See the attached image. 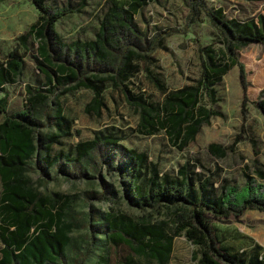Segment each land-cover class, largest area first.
I'll return each mask as SVG.
<instances>
[{
    "label": "trees",
    "instance_id": "obj_1",
    "mask_svg": "<svg viewBox=\"0 0 264 264\" xmlns=\"http://www.w3.org/2000/svg\"><path fill=\"white\" fill-rule=\"evenodd\" d=\"M108 1L110 6L96 37L66 44L56 33L55 24L71 9L55 7L49 0H31L39 15L18 40L26 46L33 37L37 43V69L44 77V84L41 88L26 86V109L20 112L6 115L7 98L0 97V115H6L0 122V264H65L66 250L73 242L71 234L83 221L73 214V196L42 193L28 175L29 163L40 161L37 149L42 142H46L44 149L48 151L60 138L71 134V121L58 102L59 94L81 88L90 90L93 96L86 110L100 115L106 107L100 84L110 82L135 108L141 133L153 135L163 130L180 149L195 139L202 125L221 115L213 107L218 101L215 85L235 65L239 67L243 98H246L244 66L238 61L237 51L250 44L264 45V14L246 20L227 18L222 8L209 9L205 0H183L189 7L187 23L203 13L216 28L222 48L200 46L199 78L168 91L161 104H153L142 95H135L128 83L137 71L136 62L146 58L142 51L151 50L164 40L156 36V44L147 46L154 40L139 33L133 21L135 14L155 0ZM86 2L81 0L76 11ZM23 68L19 51H10L6 60L0 62V92L4 91L5 84L15 81ZM147 77L152 86L165 92L159 78L149 72ZM58 88H61L59 92ZM256 106L264 116V89ZM42 116L54 127L53 132L44 136L37 133L43 125ZM119 141L111 134L95 135L75 146V157L58 152L53 157L45 153L41 158L45 167H53L61 159L76 166L100 147L111 150L112 161L129 179L126 183L129 203L168 216L151 222L150 214L134 218L106 211L94 215L91 225L98 224L100 229H92V233L98 234L103 245H126L138 257L167 264L175 237L183 235L197 247L198 264H264L261 246L254 244L247 252L229 253L220 246L211 227V217L237 219L246 210L264 212V169L258 166L257 160L253 174L244 172L246 182L242 188L221 185L213 189L209 179L197 180L187 165L177 170L176 177L160 175L156 165H152L149 177L141 184L139 179L147 155L126 148ZM209 150L218 157L227 152V148L218 144H210ZM105 161L108 162L107 157ZM106 194L104 190L100 197L106 199ZM90 221L87 220L88 226ZM97 264H109L104 249ZM123 264L139 263L127 257Z\"/></svg>",
    "mask_w": 264,
    "mask_h": 264
},
{
    "label": "rangeland",
    "instance_id": "obj_2",
    "mask_svg": "<svg viewBox=\"0 0 264 264\" xmlns=\"http://www.w3.org/2000/svg\"><path fill=\"white\" fill-rule=\"evenodd\" d=\"M58 8H69L55 24V30L63 43L93 40L100 22L110 6L108 0H87L80 11L76 8L81 0H49ZM210 9L222 8L227 18L246 20L264 14V0H205ZM189 7L183 0H155L134 16V25L139 33H145L151 40L164 37L162 44L151 50L142 51L146 58L136 62L137 71L128 83L135 95L153 104H161L170 90L178 89L196 81L201 72L198 48L213 45L222 48L219 34L209 18L200 13L187 23ZM38 11L31 0H0V62H4L10 51L17 49L24 60L21 74L12 83L4 85L0 97L7 98V113L26 109L28 93L26 86L41 88L44 77L37 69V43L31 37L26 46L18 37L26 33L36 22ZM170 30V33H166ZM156 44V39L149 45ZM239 63L244 66L247 82L246 98L239 79V67L233 66L215 85L217 102L213 105L221 115L202 125L195 139L180 149L178 144L163 131L146 135L138 130L139 117L119 89L110 82L100 84L105 106L101 114L88 112L87 104L93 93L87 89H77L58 95V102L64 115L71 121V134L62 137L44 149L46 142L38 146L40 161L32 160L28 165V175L39 191L45 194L58 192L71 195L74 216L83 219L71 234L73 242L66 250L65 264H97L99 254L104 249L109 264H123L132 257L139 264H155L134 255L128 246L103 245L98 234L100 229L94 223V215L106 211L126 214L131 217L149 215L151 222L168 219L165 213L150 212L129 203L127 181L122 171L112 161V151L105 148L94 150L89 157L76 166L65 159L53 167H45L42 156L53 157L58 152L75 157V146L95 135H113L126 148L147 155L145 167L141 170L139 182L144 184L149 177V169L156 165L160 175L177 176V170L187 165L195 178L209 179L213 189L221 185L244 187V172L253 174L255 163L264 169V116L256 106L264 89V45L250 44L237 51ZM148 72L161 80L165 92L157 90L148 79ZM61 88L57 89L59 92ZM202 103H207L202 99ZM0 115V122L6 116ZM42 127L37 131L44 136L54 131L53 125L41 117ZM210 144L227 148L226 155L216 156L209 150ZM108 158V162L105 158ZM107 190L106 199L100 196ZM1 191V184H0ZM90 219V226L87 220ZM79 222V221H78ZM211 227L222 248L229 253L247 252L252 245L261 246L264 254V212L246 210L235 219L211 217ZM100 240V241H99ZM2 247L0 243V248ZM198 249L181 235L174 239L173 250L167 264H198ZM196 257V258H195Z\"/></svg>",
    "mask_w": 264,
    "mask_h": 264
}]
</instances>
